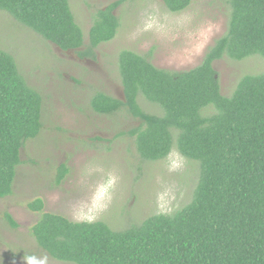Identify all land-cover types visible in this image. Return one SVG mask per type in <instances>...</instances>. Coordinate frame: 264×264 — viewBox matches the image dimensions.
<instances>
[{"label": "trees", "instance_id": "trees-1", "mask_svg": "<svg viewBox=\"0 0 264 264\" xmlns=\"http://www.w3.org/2000/svg\"><path fill=\"white\" fill-rule=\"evenodd\" d=\"M114 0L97 10L85 43L69 0H0V10L60 49L95 57L99 44L119 27ZM192 0H162L172 12ZM226 32L215 39L197 66L172 71L146 56L123 49L118 66L124 99L96 92L90 106L113 114L125 108L140 125L119 132L134 137L144 160L165 158L176 145L199 163L192 199L170 214H153L140 224L113 230L106 222L72 221L43 211L39 197L27 207L41 212L31 226L37 245L49 256L76 264H264V71L242 76L231 95L221 92L213 62L264 56V0H227ZM139 94L164 109L148 113ZM215 109L203 115L202 109ZM41 94L29 86L14 57L0 48V197L13 192L20 150L41 129ZM175 128L176 130H172ZM68 169L57 168L56 183ZM7 223L17 227L5 212Z\"/></svg>", "mask_w": 264, "mask_h": 264}, {"label": "rangeland", "instance_id": "rangeland-1", "mask_svg": "<svg viewBox=\"0 0 264 264\" xmlns=\"http://www.w3.org/2000/svg\"><path fill=\"white\" fill-rule=\"evenodd\" d=\"M112 1L69 0L85 43L95 13ZM114 13L119 19L115 36L98 45L95 57L81 58L76 50L60 49L0 10V48L14 57L27 84L42 97L40 132L20 150L12 194L0 197V264H27L26 256H46V264H76L55 259L37 245L31 226L41 212L27 207L37 197L45 212L72 221L101 220L113 230L140 224L153 214L173 213L192 199L199 180L197 161L180 154L176 145L165 158L142 159L134 137L118 135L141 121L125 108L110 115L96 113L90 100L96 92L124 99L118 66L123 49L172 71L200 64L208 47L226 32L227 0H192L179 12L167 9L162 0H125ZM213 67L222 94L229 96L242 76L264 71V56H224ZM138 102L148 113L165 112L142 94ZM212 108L205 106L202 114H211ZM60 164L68 171L56 183ZM5 212L16 228L7 223Z\"/></svg>", "mask_w": 264, "mask_h": 264}, {"label": "clouds", "instance_id": "clouds-1", "mask_svg": "<svg viewBox=\"0 0 264 264\" xmlns=\"http://www.w3.org/2000/svg\"><path fill=\"white\" fill-rule=\"evenodd\" d=\"M27 264H46L47 257L45 256L41 260H37L35 256H26L25 257Z\"/></svg>", "mask_w": 264, "mask_h": 264}]
</instances>
